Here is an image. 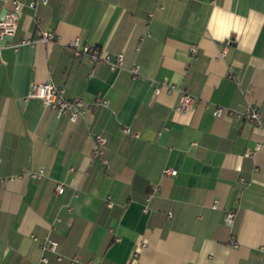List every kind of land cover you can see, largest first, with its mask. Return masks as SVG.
Wrapping results in <instances>:
<instances>
[{"label":"crops","instance_id":"0c3cea01","mask_svg":"<svg viewBox=\"0 0 264 264\" xmlns=\"http://www.w3.org/2000/svg\"><path fill=\"white\" fill-rule=\"evenodd\" d=\"M20 1L17 30L0 43L37 29L58 39L1 50L0 264H37L32 233L80 256L48 252L46 264H264V130L213 114L248 103L264 113V0ZM10 6L0 0V17ZM75 38L122 52L123 67L75 56ZM49 79L90 108L72 122L28 97ZM163 82L176 87L156 92ZM180 87L195 96L189 109ZM97 95L108 105H93ZM95 133L106 138L107 166L92 153ZM25 167L44 174L18 175Z\"/></svg>","mask_w":264,"mask_h":264},{"label":"built area","instance_id":"2783aa9c","mask_svg":"<svg viewBox=\"0 0 264 264\" xmlns=\"http://www.w3.org/2000/svg\"><path fill=\"white\" fill-rule=\"evenodd\" d=\"M10 1L11 6L6 11V13L0 17V41L6 37H11L17 30L18 27V18L23 6V3L20 0H7ZM48 0H30L27 5L30 8H36L39 4H47ZM37 37H23L17 43H0V60H1V50L5 46H10L14 49H17L18 46L23 44L34 45L37 41L43 42H55L58 39V35L53 31H46L37 29ZM69 46L71 47L72 53L75 56H79L82 53H86L89 55L93 62L103 61L106 62L112 70H118L123 67L124 56L122 52H118L115 55L111 56L107 52H102L97 46H90L85 44L81 39L75 38L69 42ZM190 51L193 56L196 53V47L192 46ZM129 71L133 78L138 77V65L132 64L129 67ZM163 83L156 85L155 91H159L160 86ZM166 85V84H165ZM169 90L174 89L176 86L173 84L166 85ZM179 90V103L181 108L189 109L195 100V96L184 87L178 88ZM28 97H37L41 99L43 105L52 108L58 116L66 114L68 119L72 122L76 121L79 115L83 114L90 108V104L87 103L84 99L78 96H67L66 89L62 85H57L52 80H45L34 82L31 84ZM93 105L96 106H107L108 99L104 96L97 95L92 102ZM234 115L236 118L251 122L256 127L264 130V113H262L255 104L248 103L245 105L243 109H232L224 106H215L213 108V114L215 116H222L224 114ZM88 134L90 132L88 131ZM93 149L92 153L94 156L99 157L101 161L107 166L108 158L105 156V143L106 138L99 133L93 134ZM259 148V145L255 147V149H249L246 152V155H251L255 150ZM164 174L167 175H175L177 169L172 167H165L163 170ZM26 174L31 178H40L44 171L43 169L33 170L30 167H25L22 170V173L18 175ZM64 191V184L62 182H58L55 187L56 193H62ZM213 207H216V202L212 203ZM67 211H71L70 206H66ZM234 216V211H226L223 216V220L226 223H231L232 218ZM60 220L59 216H56L53 223H56ZM33 240L39 243L40 247V255L37 261V264H46L49 261L48 252H52L55 255L57 260H62L63 258H68L71 263L80 262V256L78 254L65 256L64 254L58 251V242L52 239L49 233H45L41 239L34 233L31 234ZM234 246L237 245V242L233 243ZM141 245H135L133 248L132 255L133 257H137L139 253V248ZM259 249L264 252V245H260ZM84 264H99L94 259H88L84 262Z\"/></svg>","mask_w":264,"mask_h":264}]
</instances>
